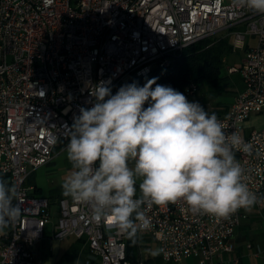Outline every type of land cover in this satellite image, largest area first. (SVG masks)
<instances>
[{
	"label": "built area",
	"instance_id": "obj_1",
	"mask_svg": "<svg viewBox=\"0 0 264 264\" xmlns=\"http://www.w3.org/2000/svg\"><path fill=\"white\" fill-rule=\"evenodd\" d=\"M233 28V30H231ZM229 30L233 48L256 37L239 66L243 90L218 115L251 153L236 152L249 189L264 205V128L242 133L244 121L264 110V14L238 8L233 0H0V173L18 186L21 217L0 234V264H43L35 248L50 222L54 200L30 193L27 180L48 163L81 107L95 102L90 89L104 82L113 90L132 77L169 68L189 45ZM199 86L184 88L189 99ZM52 239L85 238L97 259L83 264H131L126 234L110 217L94 219L90 205L69 197L55 201ZM146 214L147 235L173 264H225L235 228L245 210L227 219L194 216L182 200ZM138 242V264L145 251ZM144 247V246H143ZM145 249V248H144ZM191 260V261H189Z\"/></svg>",
	"mask_w": 264,
	"mask_h": 264
},
{
	"label": "clouds",
	"instance_id": "obj_2",
	"mask_svg": "<svg viewBox=\"0 0 264 264\" xmlns=\"http://www.w3.org/2000/svg\"><path fill=\"white\" fill-rule=\"evenodd\" d=\"M233 3L264 14V0ZM90 94L93 106L81 107L67 129L72 167L62 193L90 205L97 221L110 217L132 244L151 227L146 212L153 205L182 200L194 216L227 219L259 202L236 159V152L250 154L251 145L198 101L155 79L115 94L100 82ZM18 197V186L0 179V234L22 215Z\"/></svg>",
	"mask_w": 264,
	"mask_h": 264
},
{
	"label": "crops",
	"instance_id": "obj_3",
	"mask_svg": "<svg viewBox=\"0 0 264 264\" xmlns=\"http://www.w3.org/2000/svg\"><path fill=\"white\" fill-rule=\"evenodd\" d=\"M255 42L256 37L248 36L244 42L243 47L233 48V50L240 49L242 53L239 62L229 67L239 66L244 59L246 50L249 47L253 46ZM226 77L229 81L227 87L228 93L226 95H230V100L223 101L221 100L222 96L217 97L215 99L216 103L213 108L210 106V104L206 103L207 107H205L210 112V114L215 113L217 116L225 114L228 111L231 103L233 102V98L235 97V95L243 90L244 86L238 73L227 72ZM203 96L204 95H200L198 97L202 98ZM195 97H197V95H195L194 98ZM261 128H264V110L252 113L244 121L242 133L244 136H247L252 130ZM59 148L60 146L55 148L53 157L48 163L37 167L31 172L26 182L28 187L30 188L31 194L47 197L54 200L51 206L52 216L50 222L44 228V237L35 248V254L42 260L43 264H83L84 261L88 259L96 263L97 259L90 252L83 254V251H81L80 249L75 254V252L72 251L73 245H79L77 244V239L68 238L64 240H54L51 237L53 225L55 224L57 219L58 206L55 211H52V209L55 208L56 200L65 197L62 193L61 185L67 173H62V176L64 178L58 181V185H52L47 190L46 194L42 193V188L36 182L35 175L40 168L48 166L53 163L54 160H56V151ZM259 218H264V205H262V207H257L254 205L250 211H245V217L242 218L239 225L235 228L234 238L232 240V242L234 243L233 251L224 253L222 255L225 264H264V227L254 229ZM253 232H258V234L253 235ZM144 248V253L147 257L146 260L153 259V256L150 254L151 250L149 249V247L145 246Z\"/></svg>",
	"mask_w": 264,
	"mask_h": 264
},
{
	"label": "trees",
	"instance_id": "obj_4",
	"mask_svg": "<svg viewBox=\"0 0 264 264\" xmlns=\"http://www.w3.org/2000/svg\"><path fill=\"white\" fill-rule=\"evenodd\" d=\"M231 30H233V28H231ZM209 42L210 38H207L189 45L183 50L182 54L173 61L169 68H156L152 70L150 74L143 77L134 76L126 82L118 84L112 90V93L115 94L121 86L127 84L135 83L142 87L149 81L155 79L156 84L171 86L182 93L187 84L194 82L199 88L201 87L205 90V95L208 100L216 99L217 97L227 94L229 81L226 76H222L221 67L223 65L224 56L232 52L233 47L231 44H228L226 40L218 43L213 42L212 44ZM153 87H155V84ZM204 108L207 110L205 106ZM0 179L9 182L8 177L1 173ZM77 240V244L79 245H73L72 251L76 254L81 249L83 254L88 253L89 248L85 242V238ZM125 241L128 259L131 264H138V240L134 245L126 235ZM144 264L173 263H164L159 256H156L153 257V259L145 260Z\"/></svg>",
	"mask_w": 264,
	"mask_h": 264
},
{
	"label": "rangeland",
	"instance_id": "obj_5",
	"mask_svg": "<svg viewBox=\"0 0 264 264\" xmlns=\"http://www.w3.org/2000/svg\"><path fill=\"white\" fill-rule=\"evenodd\" d=\"M228 41V44L232 45V36L230 35L229 30H223L218 32L217 34L213 35L210 37V42H221V41ZM233 47V46H232ZM241 50L240 49H232V52H230L228 55L224 56L223 60V65L221 67V74L222 76H227V69L229 66L234 65L235 63H238L241 57ZM184 93V92H183ZM197 97L193 99V97H190L188 100L189 101H198L202 106H206L207 104H210V106L213 108V106L216 103L215 99H210L208 100L205 95V90L203 88H199L198 93H196ZM204 95L202 98H199L198 96ZM221 100L223 101H229L230 100V95H224L221 97ZM207 103V104H206ZM207 107V106H206ZM68 142H61L60 143V148L56 151V160H54L53 163H51L48 166H44L40 168L35 175V180L38 183V185L42 188V193L46 194L47 190L52 186V185H58V181L64 178L62 176V173L64 174H69L71 170V164L66 158V152H65V147ZM57 209V204L55 205V208L52 209V211H55ZM264 227V218H259L258 221L256 222V227L261 228ZM258 232H253V235H257ZM138 242L140 243L139 245L142 246L141 252L144 251V247L147 246L151 250L150 254L153 257L158 256L156 254L157 252V244L155 241L152 240V238L148 237L147 235H142L139 237ZM144 246V247H143ZM138 253V252H137ZM139 253L137 254L138 257ZM191 261V260H189Z\"/></svg>",
	"mask_w": 264,
	"mask_h": 264
}]
</instances>
